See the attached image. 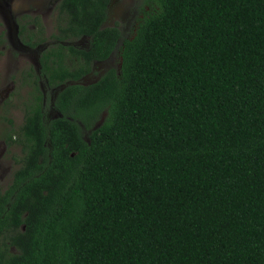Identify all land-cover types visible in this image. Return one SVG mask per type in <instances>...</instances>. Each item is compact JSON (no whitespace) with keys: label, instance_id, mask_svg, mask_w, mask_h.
<instances>
[{"label":"trees","instance_id":"trees-1","mask_svg":"<svg viewBox=\"0 0 264 264\" xmlns=\"http://www.w3.org/2000/svg\"><path fill=\"white\" fill-rule=\"evenodd\" d=\"M108 1L60 3L54 36L89 47L43 66L74 82L60 117L32 83L0 264H264V0H140L119 66L76 83L120 37L100 27Z\"/></svg>","mask_w":264,"mask_h":264},{"label":"flooded vegetation","instance_id":"flooded-vegetation-1","mask_svg":"<svg viewBox=\"0 0 264 264\" xmlns=\"http://www.w3.org/2000/svg\"><path fill=\"white\" fill-rule=\"evenodd\" d=\"M20 2V7H13L12 0H0V20L4 26L0 28V41L2 43V48H6L9 50L7 54L9 56L15 55V52H20L19 54H25L26 57L30 58L33 63L35 62V66L32 67L33 76H31L27 71V75L22 77V82L25 84H21L19 87L24 91L21 95H19L15 82L16 76L12 77L8 76L9 82L7 86L4 87L3 96L0 98V111L1 113L7 114L6 117L13 118L10 116V113H15V110L21 112L20 119L23 123L24 117L26 114L27 108H34L36 105L35 94L33 93V82L37 83L38 91L42 95L41 106L43 111V116L47 122L50 120L60 117V112L54 107L55 99L59 91L63 90L65 85L74 83L72 80H67L65 82L57 83V81H51L45 73H43V66L49 65L52 66L58 54L56 53V47L58 44L65 45L66 47L71 45L75 47L77 50H87L89 47V39L90 36H81L79 38H74L71 40H60L56 38L59 30L58 27L60 25L65 24V20L62 18L64 15L61 13L60 3L63 0H31L33 7L24 8V4H29V0H18ZM116 0H109L106 5V17L103 22L100 24V27H116L120 32V37L117 39L116 47L111 51L106 59L103 60H92L90 63V69L85 74L81 75L76 83H80L82 85H88L94 83L99 79V77L106 72L110 68L118 67L117 63L114 62V58H118V49L117 46L121 43L123 38H129L131 33L134 31L135 27V16L129 22H127L126 26L123 29H119L118 25L115 24L114 20H108L109 13L114 6L116 5ZM117 6V5H116ZM138 7L135 9V13H137ZM51 18V25L48 26L46 24L45 18ZM5 18V21L3 20ZM48 21V19H47ZM52 27V28H51ZM51 28V29H49ZM53 48L54 53H45L46 49ZM65 65L73 67L74 62L77 64L78 60L75 57H68L69 54L67 49L63 50ZM13 52V53H12ZM45 53V54H44ZM47 56V58L43 57ZM83 61V60H82ZM46 64H44V63ZM13 65V64H12ZM45 67V66H44ZM45 69V68H44ZM19 68L16 72H19ZM33 78V79H32ZM28 79L31 81L28 83ZM29 89V90H28ZM26 94L25 97H23ZM3 121H6V118H1ZM7 123V121H6ZM8 128L6 131H2V144L7 147H11L16 144L15 140L19 135V128L15 130L10 129L9 124L7 123ZM14 127V124H13ZM11 133V138L8 143L7 135ZM15 157H13V160Z\"/></svg>","mask_w":264,"mask_h":264},{"label":"rangeland","instance_id":"rangeland-1","mask_svg":"<svg viewBox=\"0 0 264 264\" xmlns=\"http://www.w3.org/2000/svg\"><path fill=\"white\" fill-rule=\"evenodd\" d=\"M13 7H20V2L18 0H12ZM116 5L114 6V9H112L109 13L108 20H114L115 24L118 25L119 29H123V27L126 26L127 22L133 18L134 15H137L135 13V9L139 7V4L141 3L140 0H116ZM24 8H31L33 7L31 0H29V4H24ZM48 19V21H47ZM45 18L46 24L48 26L51 25V18ZM2 20V19H0ZM5 21V18H3ZM133 20H131L132 22ZM1 26H4L3 23L0 21V28ZM52 28V27H51ZM49 28V29H51ZM2 43L0 41V91H4V87L7 86V83L9 82L8 76L11 75L12 77L16 76L15 82L17 88L23 83L21 75L23 77L27 75V71L32 72V67L35 66V62L28 57L27 55L19 54L20 52H15V55L9 56L7 52L9 50L6 48H2ZM13 53V52H12ZM115 63H117L118 58L113 59ZM13 64V65H12ZM19 68V72L16 75V72ZM33 73V72H32ZM30 73V74H32ZM33 79V78H32ZM31 81V79H28V83ZM21 87V86H20ZM18 88L17 91L19 95H21L24 91H22L21 88ZM29 90V89H28ZM4 92H0V98L3 96ZM26 94L23 96L25 97ZM18 110H15V113H10V116L13 118V124L15 130H17L20 125L22 124V121L20 119V114ZM7 114L1 113L0 111V186H6L10 180L13 170L16 168L15 159L13 160V157L18 158L20 155H22L21 147L18 144H15L11 147L4 146L2 144V131L8 128V125L6 121H3V117H6Z\"/></svg>","mask_w":264,"mask_h":264}]
</instances>
